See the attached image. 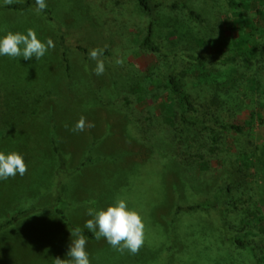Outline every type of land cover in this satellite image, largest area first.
Listing matches in <instances>:
<instances>
[{"label": "rangeland", "instance_id": "rangeland-1", "mask_svg": "<svg viewBox=\"0 0 264 264\" xmlns=\"http://www.w3.org/2000/svg\"><path fill=\"white\" fill-rule=\"evenodd\" d=\"M150 1L158 5L153 16L138 0H45L50 12L39 14L36 5L0 9V37L31 28L55 45L39 60L0 56V151L18 152L27 165L23 176L0 180V225L36 208L1 228L0 264L68 259L76 227L87 240L90 264H264V0H233L239 6L182 0L188 9L173 8L178 0ZM151 21L166 64L142 47ZM79 45L112 52L101 57L103 75H95L96 61ZM190 53L202 55V63ZM172 54L184 60L195 85L221 89L222 148L190 170L171 155L165 139L154 147L139 142L133 110L122 100L133 84L132 94L146 100L128 96L135 108L157 105L156 93L179 109L165 79ZM123 73L131 80L125 82ZM136 82L143 90L135 91ZM81 116L94 127L73 132ZM197 127H186L183 136L192 139ZM57 194L70 203L67 220L53 209L64 205L51 200ZM118 198L145 225L135 255L121 254L84 228L88 208L106 209ZM205 200L216 207L187 210Z\"/></svg>", "mask_w": 264, "mask_h": 264}, {"label": "trees", "instance_id": "trees-1", "mask_svg": "<svg viewBox=\"0 0 264 264\" xmlns=\"http://www.w3.org/2000/svg\"><path fill=\"white\" fill-rule=\"evenodd\" d=\"M138 1L140 6L145 11L150 12L151 16H153V8L158 7V5L152 6L150 0ZM231 2L232 5L239 6V4L234 3L233 0H231ZM34 5H36L35 0H27L24 2L20 1L18 3L13 2L10 5H5L3 3V5H0V9L22 11L31 9ZM172 6L173 8H189L186 2L182 0L174 2ZM44 11L46 13L50 12V10H47V8L44 9ZM190 12L192 14L195 13L194 10H190ZM60 28V42L62 47L66 48V42L68 40L67 32L62 27V25H60ZM142 47L145 50L161 56L160 59L165 60V55L163 54L166 53L163 51V48L159 43H157L155 39L154 21H151L149 24L147 34L143 39ZM78 49L87 54V57L89 58V48L83 45H79ZM103 55L111 57L112 52L109 49H104ZM188 57L192 60H196L199 63H202V55H195L193 53H190L188 54ZM170 60L172 61V64H170V70L168 71L167 77L165 79L168 81L167 85L170 88L171 94H174V96L177 98L179 109H170V106H166L167 103L164 101L165 95L163 96L156 93H154L153 95L155 97L154 101H156L157 105L154 103V107L146 106L143 109L135 108V102H143L145 104L146 100L143 98V96L132 94L133 84L126 87L128 90H123L122 100L124 102H128V105L130 104V108L133 110V129L135 130V134L139 139V142L145 143L150 147H154V144L156 142H162L161 139H165V143L170 146L169 151L171 155L175 156L178 162L182 164L186 170H190L196 168L198 165L206 163L209 159V157L207 156L215 155L216 151L222 148V136H218V128H225L226 125H221L218 120V113L222 108V103L220 100L221 89L214 88L211 90L209 89V85L201 83L195 85L194 79L196 77L195 75L187 71V65L183 64L184 60L180 58V56H176L175 54H172ZM166 61L167 60H165V64ZM122 75L121 76L123 77V79L127 80L125 82L131 80L130 75L125 76L124 73ZM115 77L116 78H112L113 82H117L116 79L119 78V76ZM137 84L138 85L136 86L135 91L143 90L144 86H142L140 83ZM128 96L134 97L135 102L134 100L130 102V98ZM151 108H153V110ZM167 108L169 110H167ZM188 126H198L195 129V135L192 139H186L183 136V132ZM230 127L242 132V128L239 125L232 124L230 125ZM161 145L163 144L160 143L159 146ZM154 150L158 149L154 148ZM227 192H230V188ZM51 200H53L55 203H64L62 208L53 209L60 217H62V219L67 220L65 209L69 207L70 203L66 202L60 194H57V196H51ZM232 204L234 205V203ZM215 207V202L211 200H205L201 203L190 206L189 208H187V210H209ZM35 209V207H32L27 210L18 212L11 219L2 223L0 225V230L1 228L7 227L14 223L19 215ZM231 227L232 226H228L227 229L231 231ZM84 232L87 233L86 231ZM237 241L240 243V245L245 246V241L240 239H238Z\"/></svg>", "mask_w": 264, "mask_h": 264}, {"label": "clouds", "instance_id": "clouds-1", "mask_svg": "<svg viewBox=\"0 0 264 264\" xmlns=\"http://www.w3.org/2000/svg\"><path fill=\"white\" fill-rule=\"evenodd\" d=\"M14 0H4L5 5H10ZM20 2V0H15ZM36 8L34 11L39 14L46 9L45 0H35ZM54 42L51 38L47 42L38 39L33 29H28L26 34L20 32H7L0 37V56L11 58L23 57L31 60L42 58L49 48H54ZM104 49L93 48L89 50V58L96 61L93 69L95 75L100 76L105 72V63L101 59ZM115 64L120 66L123 60L117 58ZM67 127V125H65ZM94 127V124L87 122L85 117L81 116L71 129L73 132H82L86 128ZM27 172V165L24 158L18 152H9L5 154L0 151V180L14 178L17 174L23 176ZM88 219L84 228L93 233L97 240L104 238L107 243L115 250L123 254L125 251L130 254H138L144 244L145 225L141 216L134 209H130L124 199L118 198L114 204L107 206L106 209L97 210L88 208ZM71 244L67 251L68 259L54 258V264H90L89 255L86 251L87 240L82 234L81 228L70 229Z\"/></svg>", "mask_w": 264, "mask_h": 264}]
</instances>
